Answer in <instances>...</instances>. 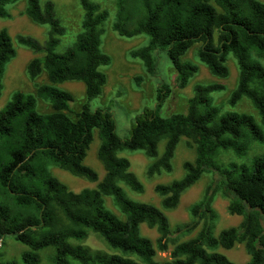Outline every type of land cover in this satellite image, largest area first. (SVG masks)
Returning a JSON list of instances; mask_svg holds the SVG:
<instances>
[{"label": "trees", "instance_id": "obj_1", "mask_svg": "<svg viewBox=\"0 0 264 264\" xmlns=\"http://www.w3.org/2000/svg\"><path fill=\"white\" fill-rule=\"evenodd\" d=\"M16 1L0 0V17H9L6 5ZM99 1L78 0L81 31L63 52L56 48L65 29L50 0H26L24 8L33 22L48 26L43 42L25 34L12 38L5 27L0 28V96L3 74L16 56L17 44L34 54L26 66L28 76L46 74L47 82L36 92L52 108L39 113L34 95L16 91L0 109V248L5 236L27 247L20 260L0 258V264H40L39 251L46 248L53 250V264H157L156 250L166 251L170 242V259L160 264H236L216 251L218 246L230 249L236 243H243L249 255L244 264H264V153L248 163L218 160L220 152L231 151L240 158L251 142H264V66L259 61L264 59V1L114 0L112 29L123 37H148L145 45L131 51L148 75L156 74V53L164 51L176 73L175 85L184 88L198 67L182 57L198 44V60L211 74L224 78L231 54L238 75L228 104L246 98L260 121L245 112L221 113L211 100V93L223 88L219 83L196 84L184 112L162 116L171 89L160 82L154 106H144L134 117L127 137L117 134L108 108L91 109L88 103L100 95L106 83L100 67L110 62L100 48L109 12ZM65 81L84 85L86 102L74 118L66 113L71 111L73 95L56 86ZM95 130L100 139L97 158L104 169L101 179L84 163ZM181 137L195 146L196 156L183 162L182 177L155 184L161 207L128 197L121 183L137 193L143 191V184L130 170L129 159L118 152L139 150L153 158L146 169L151 178L171 171ZM161 140L165 142L158 154ZM49 165L96 182L95 187L74 192L51 174ZM203 173L215 177L190 206V220L174 230L185 234L198 227V231L186 240H172L164 210L175 209ZM217 193L228 200V213L242 220L214 235L217 215L211 204ZM104 196L111 197L124 218L105 206ZM141 224L156 229V247L141 235ZM89 233L112 252L83 245Z\"/></svg>", "mask_w": 264, "mask_h": 264}, {"label": "rangeland", "instance_id": "obj_2", "mask_svg": "<svg viewBox=\"0 0 264 264\" xmlns=\"http://www.w3.org/2000/svg\"><path fill=\"white\" fill-rule=\"evenodd\" d=\"M45 1L47 0H40L41 3ZM50 1L54 3L55 16L65 29L60 43L56 48V51L63 52L72 44L76 35L81 31L83 12L78 0ZM99 2L109 12V16L102 26L103 32L101 35L100 48L104 53L109 55L110 62L100 67L101 71L104 72L106 76V83L100 95L91 99L88 103L91 109L108 108L111 111L116 121V132L120 137H127L129 135L134 117L144 106H154L156 101V87L160 82L167 84L171 89L170 94L161 107L160 113L162 116L184 112L187 100L193 94V88L196 84L219 83L223 88L211 93V100L212 104L216 106L221 113L226 111L245 112L253 115L258 123L260 122L258 114L246 98L241 99L234 106L228 104V97L236 86L238 75L236 60L231 54L228 55L226 62L229 70L228 75L224 78H220L211 74L207 67L198 60L196 56L198 44L193 45L187 50L182 59L197 65V72L190 78L188 84L184 88H178L175 85V70L166 53L164 51L156 53V74L154 76L148 75L141 60L131 56V51L145 45L148 41V37L144 34L132 37L118 35L111 27L114 20V0H100ZM25 6L26 0H18L14 3L7 4L6 8L10 16L0 17V28L5 27L12 38L18 34H25L43 42L46 38L48 26L33 22L25 14ZM16 50V56L8 62L3 74L0 109L10 100L14 92L20 91L35 96L37 112H51L52 108L49 101L39 97L36 92L38 85L47 82L46 74L42 72L35 79H31L27 74L26 66L34 54L28 48L17 44ZM259 61L264 66V59L259 58ZM56 86L69 91L73 95L74 100L70 105L71 111H66V113L74 118L75 113L78 112L86 102L83 83L80 81H65L56 84ZM164 142L165 140L159 142L158 154L162 152ZM99 143L100 139L95 130L94 138L87 150L84 163L93 168L97 172L99 179H101L104 174V169L102 163L97 158ZM263 153L264 142H251L244 156L237 158L231 151H224L219 153L218 160L223 162L235 161L239 163H248L253 156ZM118 155L129 159L130 170L143 184V191L137 193L131 191L121 183L128 197L136 201L150 203L160 208L161 197L154 191L155 184L168 183L182 177L184 174V169L182 167L183 162L193 161L196 156V151L195 146L190 143L189 139L181 137L171 160V171H163L151 178L147 177L146 169L153 158L147 157L139 150H121L118 152ZM48 169L53 176L74 192L95 187L96 182H90L86 179L74 176L55 165H49ZM214 177L215 175L212 173H203L199 180L181 195L175 209L164 210L168 218L170 230L172 231L170 234L172 240L182 241L196 234L198 227L192 232L185 234L175 233L174 230L177 225L190 220V206L201 198L205 187ZM104 204L120 218H124L123 214L114 205L110 196H104ZM211 205L217 215L213 229L214 235H217L219 231L224 228L237 226L241 222L242 216L228 213V200L219 193L214 196ZM140 233L149 238L156 247L158 233L155 228H149L146 224H141ZM82 244L88 246L92 250L112 252L98 236L92 233L88 234ZM172 247L173 244L170 242L168 243L166 251L156 250L154 261L160 264L165 260H169ZM26 249L27 247L25 245L15 241L11 236H5L0 248V258L3 261L11 259L20 260V254ZM52 251V248L39 251L40 264H53L51 260ZM216 251L223 253L236 264H244L249 259V255L243 243H236L230 249L218 246Z\"/></svg>", "mask_w": 264, "mask_h": 264}]
</instances>
